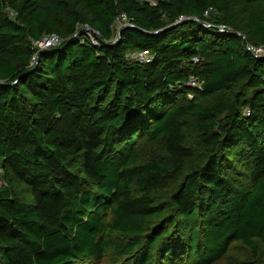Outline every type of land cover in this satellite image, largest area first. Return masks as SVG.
<instances>
[{"label":"trees","instance_id":"obj_1","mask_svg":"<svg viewBox=\"0 0 264 264\" xmlns=\"http://www.w3.org/2000/svg\"><path fill=\"white\" fill-rule=\"evenodd\" d=\"M122 12L135 26L117 36ZM49 33L62 43L38 50ZM248 45L264 46V0H0V264H264Z\"/></svg>","mask_w":264,"mask_h":264},{"label":"built area","instance_id":"obj_2","mask_svg":"<svg viewBox=\"0 0 264 264\" xmlns=\"http://www.w3.org/2000/svg\"><path fill=\"white\" fill-rule=\"evenodd\" d=\"M151 3H156V0H150ZM213 10V7L208 8L205 11V15L208 16ZM185 19H190L188 16H181L180 20H185ZM115 28L117 30V36L120 35V31L122 27L126 26H135V23L133 21V18L130 17L126 12H122L117 16L115 19ZM203 25L206 27H216L219 30H226L230 29L228 26L224 24H219V25H212V23H209L207 21L203 22ZM82 30L84 31L85 35L87 38L92 42L94 45H100L103 43V36L100 30L91 27L88 24L82 25ZM63 38L57 34V33H49L45 34L42 38L39 40L34 41V46L38 48V50H43V49H48L51 47L58 46L62 43ZM249 50L255 55V56H264V46H254V45H248ZM129 58L138 61L140 63H150L153 61L154 57L153 54L148 50H140L136 51L133 53H129L128 55ZM198 60V58L196 59ZM194 85H197L195 80H191Z\"/></svg>","mask_w":264,"mask_h":264},{"label":"rangeland","instance_id":"obj_3","mask_svg":"<svg viewBox=\"0 0 264 264\" xmlns=\"http://www.w3.org/2000/svg\"><path fill=\"white\" fill-rule=\"evenodd\" d=\"M190 84L194 85L193 83H190ZM190 139H192V138H190ZM140 149H141L144 157H149L151 152H160V150H161V149L153 147L151 144H149L147 142L141 143ZM1 175H3V172H2L1 167H0V176ZM1 179H2V177H1ZM16 189L21 196H24L26 198L30 197L28 190L25 189L22 184L17 185ZM230 252H231V256H233L234 260H237L239 262L249 261V258H251L250 252L241 242L233 243L231 246ZM258 260L259 259H257L256 261H258ZM86 264H101V263H99V262H95V263L94 262L93 263L92 262H86ZM220 264H229V262L227 259H225Z\"/></svg>","mask_w":264,"mask_h":264},{"label":"water","instance_id":"obj_4","mask_svg":"<svg viewBox=\"0 0 264 264\" xmlns=\"http://www.w3.org/2000/svg\"><path fill=\"white\" fill-rule=\"evenodd\" d=\"M246 43H247V41H246Z\"/></svg>","mask_w":264,"mask_h":264}]
</instances>
